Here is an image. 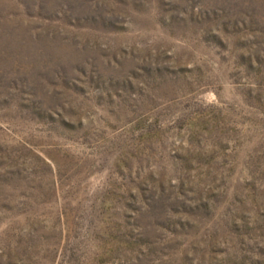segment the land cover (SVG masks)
Here are the masks:
<instances>
[{"label":"rangeland","instance_id":"obj_1","mask_svg":"<svg viewBox=\"0 0 264 264\" xmlns=\"http://www.w3.org/2000/svg\"><path fill=\"white\" fill-rule=\"evenodd\" d=\"M0 264H264V0H0Z\"/></svg>","mask_w":264,"mask_h":264}]
</instances>
